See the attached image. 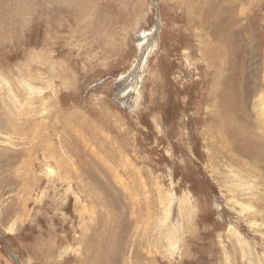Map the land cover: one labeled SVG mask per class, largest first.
I'll return each instance as SVG.
<instances>
[{"label": "rangeland", "instance_id": "1", "mask_svg": "<svg viewBox=\"0 0 264 264\" xmlns=\"http://www.w3.org/2000/svg\"><path fill=\"white\" fill-rule=\"evenodd\" d=\"M0 11V264H264V0Z\"/></svg>", "mask_w": 264, "mask_h": 264}, {"label": "bare ground", "instance_id": "2", "mask_svg": "<svg viewBox=\"0 0 264 264\" xmlns=\"http://www.w3.org/2000/svg\"><path fill=\"white\" fill-rule=\"evenodd\" d=\"M3 1V0H2ZM3 4V3H2ZM5 4V3H4ZM7 4V3H6ZM6 4H5V6H6ZM10 4H11V2H10ZM14 4V3H13ZM2 6V5H1ZM10 6V5H9ZM14 6V5H13ZM3 7V6H2ZM1 7V8H2ZM11 7V6H10ZM9 7V8H10ZM19 7V6H18ZM12 8H14V7H12ZM20 8V7H19ZM15 9V8H14ZM3 10V9H2ZM10 10V9H9ZM8 10V11H9ZM13 10V9H12ZM1 12V11H0ZM4 13V12H3ZM10 13V12H9ZM17 13V12H16ZM6 14V13H5ZM9 16H11V15H9ZM1 18V17H0ZM3 19V18H2ZM10 20H11V18H10ZM8 22V21H7ZM5 23V22H4ZM12 24V23H11ZM5 28V27H4ZM158 29L160 30V22L158 21V24H157V27H156V30H155V32H154V34L156 33V32H158ZM220 72V71H219ZM128 82V81H127ZM126 86V85H125ZM124 88V87H123ZM126 88V87H125ZM126 90H127V88H126ZM125 90V91H126ZM214 91V90H213ZM212 94H213V92H212ZM214 96H212V98H213ZM209 98V97H208ZM233 98V97H232ZM32 100V99H31ZM257 100V99H256ZM29 101H30V99H29ZM217 101V100H216ZM22 102V101H21ZM218 102V101H217ZM43 105V104H42ZM47 106V105H46ZM216 106V107H215ZM215 106H214V110H212V113H211V116H210V119H211V122L213 123V125H214V127H216V125H219L220 126V124H222V121H223V117H222V113L219 111V109L217 108V104H215ZM229 106V105H228ZM255 106V105H254ZM254 106H253V110L255 109L254 108ZM48 108V107H47ZM48 110H50V108L48 109ZM47 110V111H48ZM45 111V110H44ZM50 112V111H49ZM44 114V113H43ZM47 114V113H46ZM257 115L256 116H258V118L264 123V113L263 112H261V113H256ZM232 115V114H231ZM5 116V115H4ZM8 117V116H7ZM8 119V118H7ZM257 119V118H256ZM3 120H4V118H3ZM7 122V121H6ZM256 125V124H255ZM9 126V125H8ZM225 126V125H224ZM233 126V125H232ZM252 126H254V125H252ZM254 127H256V126H254ZM5 128V127H4ZM210 128V127H209ZM226 128V127H225ZM225 128H210V130H214V131H216V132H218V138L220 139V142H222L223 143V145L225 146L226 145V147H225V149L226 150H229L228 148L230 147V144H228V141H229V138L226 136V134H225V132H224V130H225ZM237 128V127H236ZM252 128V127H251ZM253 129V128H252ZM9 130V129H8ZM236 130V129H235ZM260 130V129H259ZM258 130V131H259ZM264 131V130H263ZM249 134H250V132H249ZM251 134H253V133H251ZM230 136H233V133H231V135ZM258 136V135H257ZM239 137V136H238ZM252 137V136H251ZM227 139V140H226ZM233 139V138H232ZM236 141V140H235ZM221 148V147H220ZM222 149V148H221ZM239 163H243L242 161H240V160H237ZM258 161V160H257ZM245 164V163H244ZM257 164V163H256ZM248 166V165H247ZM260 167V166H259ZM26 191V190H25ZM115 242V241H114ZM246 247V246H245ZM243 251V250H242Z\"/></svg>", "mask_w": 264, "mask_h": 264}, {"label": "water", "instance_id": "3", "mask_svg": "<svg viewBox=\"0 0 264 264\" xmlns=\"http://www.w3.org/2000/svg\"><path fill=\"white\" fill-rule=\"evenodd\" d=\"M145 54H146V50L143 51V52L141 53L140 61H139V63H138V64L136 65V67H135L136 71H138V69L141 67L142 63L144 62ZM6 244H8V243H6ZM10 254H11V256H12L14 259H17V257H16L15 255H13L11 252H10Z\"/></svg>", "mask_w": 264, "mask_h": 264}]
</instances>
